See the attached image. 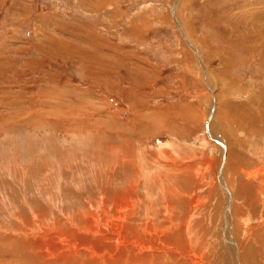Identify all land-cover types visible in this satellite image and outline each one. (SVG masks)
<instances>
[{
  "label": "rangeland",
  "instance_id": "obj_1",
  "mask_svg": "<svg viewBox=\"0 0 264 264\" xmlns=\"http://www.w3.org/2000/svg\"><path fill=\"white\" fill-rule=\"evenodd\" d=\"M132 178L199 194L200 264H262L264 0H0V246Z\"/></svg>",
  "mask_w": 264,
  "mask_h": 264
},
{
  "label": "bare ground",
  "instance_id": "obj_2",
  "mask_svg": "<svg viewBox=\"0 0 264 264\" xmlns=\"http://www.w3.org/2000/svg\"><path fill=\"white\" fill-rule=\"evenodd\" d=\"M127 149H129V147ZM131 150H128V152H131ZM159 151L160 149L158 148V152ZM171 151L173 152L172 149ZM120 154L117 153V155ZM160 155L163 156L161 151L159 152V157L161 158ZM136 156L139 157L140 155ZM147 156L149 155L147 154ZM110 158L113 159L112 157ZM94 167H96V164ZM119 168L120 167H118V169ZM151 169L153 170V168ZM175 169L176 168L173 170ZM110 170L111 169H109L108 172H110ZM112 171L113 170H111L110 175ZM128 172L130 171L128 170ZM140 172L143 174V171ZM165 173L167 174L166 171ZM148 174L149 173H147V175ZM172 174H170V176ZM152 175H154V173H152ZM94 176H96V174ZM106 176L107 174L105 177ZM112 176L113 175H111V177ZM170 176L168 175L167 179L165 177L163 178L168 181ZM172 176L174 177V175ZM111 177H109L107 180H109ZM153 178L152 180H154ZM145 179L146 178H143L142 181L140 179V181L144 182ZM156 179H158V177H156ZM167 181H163L162 179L160 183L166 182L167 184ZM114 183L117 182L114 181ZM114 183H111V185ZM126 183L128 184L127 186H125ZM126 183H122L124 186H120V188L114 187L111 189L110 187H98L97 192L94 194L96 196L90 194L93 195V197L91 196V201H88L87 198H85L84 203L71 210H68L61 205L62 203H59L62 207H57L58 210H61L58 213L61 212L63 217L57 216L54 214V212H52V214L42 213L38 208H36V206H31L30 210H28L29 208L27 209L30 211L27 216L21 215L19 212H15V218L20 221L19 222L16 220L19 222V225H16L17 227H13L12 229L14 233V236L12 235V243H15L16 247H11L10 244L3 242L5 244L0 246V264H200V262L203 260L201 257L202 252L195 253L194 249L192 250L191 247L189 250L186 249L187 247L185 248L186 244L189 246L195 244L192 243L193 240L191 238L190 222L192 216H194L193 212H195V209L198 206L197 204L199 200V194L192 198L189 194L185 195V192L176 191L172 185L170 186L173 188H169V184H162L163 186H160L158 182L156 184H159L160 186L158 187L160 188L159 192H157L158 189L155 193L151 192L152 190H150V192L156 196L158 195L157 197L162 199L159 202L162 203L160 208L158 206H155L154 208L153 204H156L154 203L152 196L149 193H145V190H142L141 193L143 192L145 194H149L150 196L147 195L146 206H144L145 200L143 201L144 203H142L143 205L141 204V194H139L140 191L138 192L137 189V181H133L132 178V180H129ZM149 184L152 186L153 183ZM140 185L142 186L143 184ZM146 186L148 187L149 185L146 184ZM165 186H167L168 189L164 188ZM71 197H74V195ZM143 197L145 199L146 196L144 195ZM80 198L81 197H79V199ZM159 198L158 200H160ZM190 199L192 202L188 205V201ZM51 203L53 202L51 201ZM186 203L187 205H184L183 207L182 205ZM179 204H181V206H179ZM199 205H201L200 201ZM142 206H144V208L146 207V209L141 210ZM178 207H181L179 212L177 211ZM52 208H54V206H52ZM185 208L186 210L183 211ZM11 215L13 216L14 213ZM228 215H226V218L229 221ZM1 236L4 237V235ZM6 239L4 238V240ZM178 242H181L182 244H178ZM226 246H228L230 250H233L234 254H239V246H241V244L238 245L234 243V240H229L228 245ZM262 264H264V261Z\"/></svg>",
  "mask_w": 264,
  "mask_h": 264
}]
</instances>
